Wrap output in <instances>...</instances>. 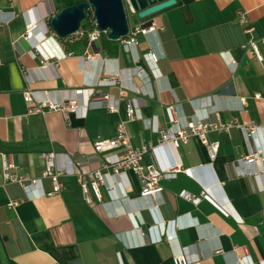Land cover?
<instances>
[{
    "label": "crops",
    "instance_id": "crops-1",
    "mask_svg": "<svg viewBox=\"0 0 264 264\" xmlns=\"http://www.w3.org/2000/svg\"><path fill=\"white\" fill-rule=\"evenodd\" d=\"M84 1L0 0V264H174L173 255L182 248H190L191 264H240L244 258L264 264V162L249 165L244 160L262 145L245 128L264 124V65L244 46L252 37H264V0H176L145 20L129 11L132 32L152 24L157 28L153 39L162 58L157 64L150 59L149 43L141 34L139 44L128 51L119 42L117 55L106 54L100 38L102 58L92 62L88 74L78 61L95 54L87 38L69 44L45 36V27L52 30L49 20L63 7ZM240 13L252 34L240 25ZM31 25L34 37L27 40ZM53 49L59 57L73 56L50 58L44 66ZM137 66L144 70L133 77L139 92H129L117 112L90 100L68 116L28 113V88L66 98L71 90L88 89L85 82L101 73ZM25 71L34 81L30 85ZM103 90L113 98L121 92L119 86L98 92ZM209 97H219L216 108H226L212 121L233 124L228 131L210 134L220 144L214 162L198 137L178 147L160 144V131L170 126L168 108L183 122ZM127 101L136 110L134 120L127 118ZM120 123L135 148L152 146L144 165L181 164L193 175L164 180L161 197L143 202L133 172L115 186L108 169L104 172L115 195H124L127 202L114 208L86 202L79 176L90 181L105 158L124 153L94 150L97 140L116 136ZM49 152L58 155L64 190L30 201L21 184L6 180L5 161H12L11 172L18 178H42V155ZM43 188L51 192V182L44 179ZM184 192L199 201L184 198ZM102 196L104 202L110 200L104 187Z\"/></svg>",
    "mask_w": 264,
    "mask_h": 264
},
{
    "label": "built area",
    "instance_id": "built-area-1",
    "mask_svg": "<svg viewBox=\"0 0 264 264\" xmlns=\"http://www.w3.org/2000/svg\"><path fill=\"white\" fill-rule=\"evenodd\" d=\"M44 23V22H42ZM239 23L241 26L246 27L245 32L252 34L254 29L247 26V20L244 13L239 14ZM46 23H44L45 27ZM96 25V24H95ZM35 26L31 25L27 29L26 39L31 40L34 37ZM103 32H101L97 27L94 30H86L82 27L74 34L61 39L54 31L45 27V36H50L52 41L61 42L65 41L69 44H74L83 39H88L90 46L96 49L95 54H86L84 57H79V67L80 70L89 73L92 62L96 58H102L100 38ZM143 35L149 43V54L150 59L157 64L162 58L159 53V44L154 42V37L157 36L158 30L152 24L146 27H138L133 32L130 30V34L127 38L121 39L120 42L123 47L128 51V48L133 45H138L139 41L137 36ZM244 49L249 50L251 54L256 58V60L264 65V37L256 39L251 38L248 43L244 46ZM57 49L45 56L43 59L44 66L51 59H61L65 57L73 56L72 53L63 55L61 57L57 56ZM235 66L236 62H232ZM144 72L143 68L140 66L130 68V69H118L114 68L110 71L101 73L94 80H87L85 83L88 85L86 90H71L68 92L66 98L59 96H54L49 94V92L38 93L36 91L28 88L24 92V100L28 105L29 114H45L49 112H62L64 115L68 116L71 113L78 112L80 109H85L90 100L104 102L106 108L110 112H117L119 110L120 102L126 98L129 92H139L138 87L133 82V77L139 73ZM24 77L27 83L30 85L34 81L31 79L27 71L24 72ZM119 86L121 89L118 98H113L108 91L103 90L98 92L99 89ZM84 92L88 93L86 95V100L80 99V94ZM84 97V96H83ZM256 99H260V95L255 96ZM219 97H209L198 102V106L195 109V115L190 120H184L181 122L175 113V110L170 107L168 108V115L170 119V126L160 131L161 139L160 144H171L174 147H178L180 144H187L191 138L198 137L202 144L206 147L210 161L214 162L217 159L218 151L220 148L219 142L211 141L209 136L214 132L228 131L232 128L233 124L224 126L218 119V121H212V116H219V112L224 111L226 108L220 107L216 108V104L219 101ZM127 118L129 120H134L136 118V110L131 101H127ZM248 133V137L252 141L260 140L262 142L261 147L254 148V150L247 156L244 160L249 165L257 164L259 162H264V124H250L245 128ZM123 149L124 153L121 156H115L114 158H105L102 161V166L99 170L93 172V178L90 181H85L79 176V183L81 186L83 198L86 202L92 204L95 200L104 206H110L114 208L117 203H125L128 198L124 195L116 196L114 193V185L117 186L122 184L127 172H133L139 179L141 184V192L139 195V200L143 202L145 200L155 201L157 198L161 197L164 192V187L162 182L164 180H171L177 177L179 173H184L188 176L193 175L192 169H185L181 164H175L168 168H160L156 164L144 165V156L152 149V146H143L141 148H135L132 145L131 139L128 135L125 123H120L117 128V134L112 139L97 140L94 143L95 152L107 153L114 150ZM57 154L55 152H49L42 155L45 163V170L42 178H30L23 177L18 178L16 175L12 174L11 170L14 168L12 161H5V177L7 181L21 184L28 200L35 201L37 199L45 198L47 196H56L63 192L64 183L61 178L64 172L59 169L57 165ZM78 165H81L80 163ZM112 169L114 178V185L110 184L107 178L105 170ZM259 175V173H258ZM47 179L51 182L52 190L47 193L43 188V180ZM105 188L106 193L109 197L108 202L103 201L102 188ZM182 196L193 202H198L199 199L191 196L190 194L184 192ZM17 205V203L12 204V206ZM226 213V212H225ZM227 214V213H226ZM263 220H264V210H263ZM217 250L216 253H220ZM192 253L190 248H182L173 255L174 264H191L190 257ZM252 262L247 258L240 260V264H251Z\"/></svg>",
    "mask_w": 264,
    "mask_h": 264
},
{
    "label": "water",
    "instance_id": "water-1",
    "mask_svg": "<svg viewBox=\"0 0 264 264\" xmlns=\"http://www.w3.org/2000/svg\"><path fill=\"white\" fill-rule=\"evenodd\" d=\"M175 4L176 0H86L61 10L50 26L65 39L77 32L87 17H93L96 27L108 33L110 40L120 41L130 34L129 11L145 20Z\"/></svg>",
    "mask_w": 264,
    "mask_h": 264
},
{
    "label": "trees",
    "instance_id": "trees-1",
    "mask_svg": "<svg viewBox=\"0 0 264 264\" xmlns=\"http://www.w3.org/2000/svg\"><path fill=\"white\" fill-rule=\"evenodd\" d=\"M78 3H80V2L69 4V5L65 6V7H63L61 10H63L64 8H66L68 6L75 5V4H78ZM50 21H51V19L49 20V25H50ZM82 28L86 29V30H89V31L94 30L96 28L94 18L93 17H87L86 20L83 21V23H82ZM101 41H102L103 51L106 54L117 55L119 53V48H120L119 42L120 41L110 40L109 37H108V34H106V33H102Z\"/></svg>",
    "mask_w": 264,
    "mask_h": 264
},
{
    "label": "rangeland",
    "instance_id": "rangeland-1",
    "mask_svg": "<svg viewBox=\"0 0 264 264\" xmlns=\"http://www.w3.org/2000/svg\"><path fill=\"white\" fill-rule=\"evenodd\" d=\"M128 15H129V20H130V23L132 22V18L134 19V17L131 16V13L128 12ZM102 36V35H101Z\"/></svg>",
    "mask_w": 264,
    "mask_h": 264
}]
</instances>
